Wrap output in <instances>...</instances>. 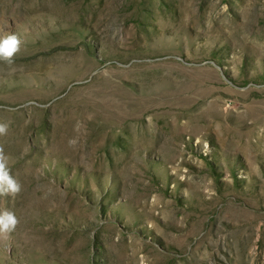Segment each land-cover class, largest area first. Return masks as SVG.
<instances>
[{"label":"rangeland","instance_id":"rangeland-1","mask_svg":"<svg viewBox=\"0 0 264 264\" xmlns=\"http://www.w3.org/2000/svg\"><path fill=\"white\" fill-rule=\"evenodd\" d=\"M0 264H264V0H0Z\"/></svg>","mask_w":264,"mask_h":264},{"label":"clouds","instance_id":"clouds-1","mask_svg":"<svg viewBox=\"0 0 264 264\" xmlns=\"http://www.w3.org/2000/svg\"><path fill=\"white\" fill-rule=\"evenodd\" d=\"M21 39L16 34L0 36V60L13 63L14 57L20 51ZM9 130L7 122H0V136L6 135ZM21 191V184L11 175L9 157L0 147V196L16 195ZM18 219L10 210L0 211V237L7 239L16 228Z\"/></svg>","mask_w":264,"mask_h":264}]
</instances>
